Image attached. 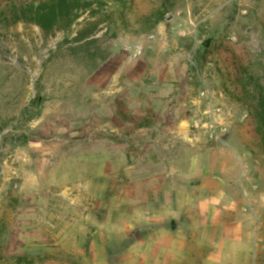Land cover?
Instances as JSON below:
<instances>
[{
    "label": "rangeland",
    "instance_id": "1",
    "mask_svg": "<svg viewBox=\"0 0 264 264\" xmlns=\"http://www.w3.org/2000/svg\"><path fill=\"white\" fill-rule=\"evenodd\" d=\"M98 10L0 17V264H264V0ZM202 211L251 237L209 259Z\"/></svg>",
    "mask_w": 264,
    "mask_h": 264
},
{
    "label": "trees",
    "instance_id": "2",
    "mask_svg": "<svg viewBox=\"0 0 264 264\" xmlns=\"http://www.w3.org/2000/svg\"><path fill=\"white\" fill-rule=\"evenodd\" d=\"M96 4V5H95ZM127 0H25L19 4H12L5 8L0 17H16L17 22L24 21L40 27L46 35H55L58 32L70 33L73 25L82 18L87 11L93 12L90 18L98 16V9H112V12L121 11L126 7ZM95 5V6H94ZM98 10V11H96ZM109 13L113 15L115 13ZM161 17H157L156 25ZM122 22L126 23L125 15H122ZM97 22L92 26L96 29ZM127 24V23H126ZM88 35V34H87ZM85 37V36H84ZM255 103L251 107L250 116L256 125V133L260 137L262 155L264 156V89L258 88L255 91Z\"/></svg>",
    "mask_w": 264,
    "mask_h": 264
},
{
    "label": "crops",
    "instance_id": "3",
    "mask_svg": "<svg viewBox=\"0 0 264 264\" xmlns=\"http://www.w3.org/2000/svg\"><path fill=\"white\" fill-rule=\"evenodd\" d=\"M243 165L245 166V168L248 166L246 163ZM244 174L246 175V172H244ZM201 214H203V220L201 222L203 224L200 227V232L206 234L203 243L209 246H213L218 240L219 235H225L223 237V244H221L219 247V252L210 253V257L208 256L209 259L214 258V260H217L218 258H221V253L225 254L230 252L232 241L237 242L238 240L243 239L242 236L244 234H246L248 238L251 237L250 232L246 233L243 231L242 224H240L239 222H232L227 225H224L220 220V215L218 214V211H213V213L211 211H202ZM249 249H251V244L249 245V248L245 247L243 250L238 251V264H249L251 254L248 258L247 253L245 252Z\"/></svg>",
    "mask_w": 264,
    "mask_h": 264
},
{
    "label": "water",
    "instance_id": "4",
    "mask_svg": "<svg viewBox=\"0 0 264 264\" xmlns=\"http://www.w3.org/2000/svg\"><path fill=\"white\" fill-rule=\"evenodd\" d=\"M210 44H211V43H210V40H206V41H204V43H203V45H204L205 47H209Z\"/></svg>",
    "mask_w": 264,
    "mask_h": 264
}]
</instances>
